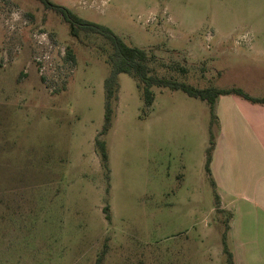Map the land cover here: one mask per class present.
<instances>
[{"label":"rangeland","instance_id":"obj_1","mask_svg":"<svg viewBox=\"0 0 264 264\" xmlns=\"http://www.w3.org/2000/svg\"><path fill=\"white\" fill-rule=\"evenodd\" d=\"M47 1L144 49L159 76L264 97V0ZM242 42L250 55L233 50ZM109 52L98 35L72 37L36 0H0V264H94L102 253L101 264H163L175 248L212 246L198 245L195 229L180 237L187 226H216L220 241L227 215L209 213L204 170L209 107L181 91L153 87L144 109L136 81L118 76L112 126L100 137L106 192L94 140ZM188 188L204 211L189 223L181 220Z\"/></svg>","mask_w":264,"mask_h":264},{"label":"crops","instance_id":"obj_2","mask_svg":"<svg viewBox=\"0 0 264 264\" xmlns=\"http://www.w3.org/2000/svg\"><path fill=\"white\" fill-rule=\"evenodd\" d=\"M246 44L242 42L233 50L238 53L240 49L241 56L250 55ZM215 115L218 123L210 177L218 197L217 211L231 216L227 222L226 246L233 264H264V105L251 104L235 96H220L216 100ZM193 193L192 188L187 189L182 209L181 220L188 223L204 215ZM174 205V202L168 204L169 211L164 216L167 222L174 220ZM215 210L214 205L209 213ZM187 227L179 233L180 237L187 239L190 228L195 229L198 245L203 246L206 241L212 246L193 254L184 247L175 248L165 253L163 264H226L221 235L215 244L216 226ZM145 264L154 262L149 259Z\"/></svg>","mask_w":264,"mask_h":264},{"label":"trees","instance_id":"obj_3","mask_svg":"<svg viewBox=\"0 0 264 264\" xmlns=\"http://www.w3.org/2000/svg\"><path fill=\"white\" fill-rule=\"evenodd\" d=\"M45 7L54 11L59 15L63 21L69 26L70 35L78 37L79 32L91 33L102 37L110 47V52L107 55V63L110 66V71L103 83L104 91V116L101 131L97 134L94 140V146L100 158L101 166L106 170V192H108L109 185V168H108V152L106 143L100 137L105 136L111 126L115 113V106L118 102L119 81L120 74H126L136 81L138 90L141 92L144 109H149L154 101V94L152 88H165L171 91H181L190 98L199 99L207 103L209 107V139L208 146L205 150L204 170L210 179L211 186L214 188V183L210 177V163L212 151L214 149L215 139L212 133L213 124L217 125V118L215 115L216 100L220 96H235L241 98L251 104L264 105L263 98H252L245 94L238 88L218 89L215 87H206L202 89L195 88L184 82L177 81L173 77L159 76L149 66L153 56L147 54L144 49L127 45L119 36L114 34L109 28L82 20L73 12L65 7L54 5L47 0H36ZM67 59L74 60V55L70 49H67ZM182 70V69H181ZM183 71V70H182ZM215 208H218V197L214 192ZM105 219L110 220L109 208L104 209ZM231 218L227 214V222ZM227 222L224 224V231L221 234L222 251L226 259V264H233L232 256L227 249L225 234L228 229ZM103 253L96 259L94 264H101Z\"/></svg>","mask_w":264,"mask_h":264},{"label":"built area","instance_id":"obj_4","mask_svg":"<svg viewBox=\"0 0 264 264\" xmlns=\"http://www.w3.org/2000/svg\"><path fill=\"white\" fill-rule=\"evenodd\" d=\"M36 62H38V64H42L41 60H39V59H37ZM41 68H43L42 65H40L39 70H40Z\"/></svg>","mask_w":264,"mask_h":264}]
</instances>
